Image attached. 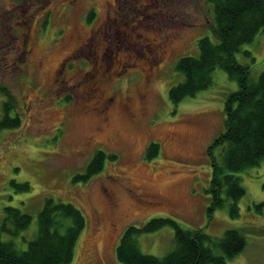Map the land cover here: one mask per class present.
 <instances>
[{"label":"rangeland","instance_id":"374dc122","mask_svg":"<svg viewBox=\"0 0 264 264\" xmlns=\"http://www.w3.org/2000/svg\"><path fill=\"white\" fill-rule=\"evenodd\" d=\"M211 16L205 0H0V119L5 98L19 117L0 131V224L5 206L31 217L14 236L0 231L2 240L24 250L51 197L85 219L70 264H121L123 231L152 218L213 237L239 228L246 244L228 264H264V160L237 173L244 189L237 216L227 205L207 214V148L223 129L224 99L236 82L216 67L206 89L175 104L168 97L182 81L177 59L197 55ZM244 50L255 77L264 68V30L235 54L250 64ZM150 142L159 153L148 159ZM96 150L116 158L88 181H73ZM136 241L142 253L164 256L173 228Z\"/></svg>","mask_w":264,"mask_h":264},{"label":"trees","instance_id":"16d2710c","mask_svg":"<svg viewBox=\"0 0 264 264\" xmlns=\"http://www.w3.org/2000/svg\"><path fill=\"white\" fill-rule=\"evenodd\" d=\"M205 1L212 12L207 24L210 34L197 39V55L177 59L174 67L182 75V81L169 88L168 97L175 104L206 89L211 85L212 71L216 67L236 82V89L224 99L223 129L207 148L211 168L207 214L210 217L213 211L227 205L228 213L235 217L238 215L237 201L244 195L237 173L264 160V68L253 77L251 65L255 59L250 51L244 50L250 64L238 62L235 54L264 30V0ZM91 16L89 13L87 18ZM47 19L48 14L45 21ZM18 121L14 103L5 98L0 131L15 127ZM158 153L159 144L150 142L145 156L149 159ZM115 158L114 153L96 150L84 172L74 176L73 181H88L101 170L105 159ZM11 184L16 189L29 188L27 183ZM30 221L28 214L5 206L0 231L14 236ZM163 226L173 228V247L161 257L142 253L136 236ZM84 227V216L77 207L46 197L38 212L37 234L24 250L17 249L13 240L0 237V264H70ZM245 244L239 228L226 229L222 236L213 237L201 228L183 229L169 218H152L140 227L130 225L123 231L115 257L121 264H228Z\"/></svg>","mask_w":264,"mask_h":264},{"label":"flooded vegetation","instance_id":"af4514ba","mask_svg":"<svg viewBox=\"0 0 264 264\" xmlns=\"http://www.w3.org/2000/svg\"><path fill=\"white\" fill-rule=\"evenodd\" d=\"M91 77H92V75H90ZM92 91V92H91ZM91 93H92V95H94L96 92H98L99 93V91H98V89H97V87L96 86H92V88H91ZM103 106V108L105 107L104 105H102Z\"/></svg>","mask_w":264,"mask_h":264}]
</instances>
